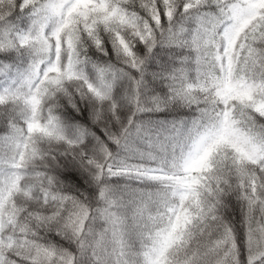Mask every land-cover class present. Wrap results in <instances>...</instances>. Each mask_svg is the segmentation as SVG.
I'll list each match as a JSON object with an SVG mask.
<instances>
[{"label":"snow or ice","instance_id":"6c2138e0","mask_svg":"<svg viewBox=\"0 0 264 264\" xmlns=\"http://www.w3.org/2000/svg\"><path fill=\"white\" fill-rule=\"evenodd\" d=\"M0 264H264V0H0Z\"/></svg>","mask_w":264,"mask_h":264}]
</instances>
